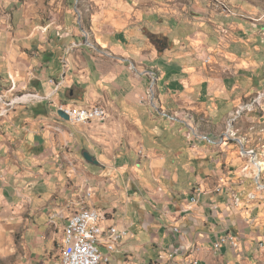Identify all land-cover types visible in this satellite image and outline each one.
Here are the masks:
<instances>
[{
    "label": "rangeland",
    "instance_id": "1",
    "mask_svg": "<svg viewBox=\"0 0 264 264\" xmlns=\"http://www.w3.org/2000/svg\"><path fill=\"white\" fill-rule=\"evenodd\" d=\"M90 17L102 41L110 35L99 31L98 22L116 26L119 33L112 35L124 41L147 35L143 53L165 65L145 71L147 97L168 113L163 116L169 123L171 116L180 121L185 137L197 145L198 171L209 168L191 200L198 202L205 190L220 192L245 182V195L233 192V204L250 209L264 204V0H0V264H58L67 215L84 191L94 192L88 168L96 164L84 157V149L58 140L54 167L33 156L48 151L45 135L26 139L10 127L26 114V97H34L36 55L45 52L50 36L74 27L88 33ZM18 68L20 76L13 73ZM24 81L27 86L20 85ZM89 152L93 160L103 154ZM234 154L242 156L241 167L233 165ZM141 155L131 161H141ZM80 161L86 173L82 184L68 175ZM57 171L65 177L52 180L46 193L44 182ZM129 173L131 187L139 190L136 175ZM224 245L244 251L238 264H264V218L247 229L244 242ZM215 247L214 264H227Z\"/></svg>",
    "mask_w": 264,
    "mask_h": 264
},
{
    "label": "crops",
    "instance_id": "2",
    "mask_svg": "<svg viewBox=\"0 0 264 264\" xmlns=\"http://www.w3.org/2000/svg\"><path fill=\"white\" fill-rule=\"evenodd\" d=\"M93 22L90 17L88 33L74 27L72 32L60 37L50 36L45 52L38 53L31 62L36 74L30 90L34 97H26L30 99L26 114L16 116L10 127L26 139L45 135L48 151L33 156L54 167L59 161L56 160L58 140L81 147L85 158L89 151L104 154L98 160H93L92 154L91 159L87 158L96 164L88 168L94 192L91 189L88 195L84 191V199L78 201L76 208L69 209L64 224L65 227L77 209L93 206L103 214V225H116L127 231L116 250L102 247L108 256L102 264H196L195 259L200 264H214V243L223 238L228 228L234 229L240 243L244 242L247 229L256 219L264 218V210L260 209L264 204H255L251 209L233 204V192L245 195V182L236 187L232 182L231 188L224 186L220 192L208 189L198 202L191 200L195 187H199L209 168L198 171L197 145L185 137L180 121L169 115L173 119L169 123L163 116L168 113L159 111L147 97L150 81L145 71L148 68L161 70L165 65L157 57L150 60L143 53L142 48L149 39L147 35H128L124 41L112 35L119 33L116 26L98 22L99 31L110 35L109 41H102L92 30ZM67 23L73 24L70 18ZM261 57L263 59L264 55ZM21 71L18 68L13 73L20 76ZM20 85L28 83L24 81ZM189 87L186 85V89ZM61 105H102L108 107L109 112L103 119L73 123L59 114ZM140 151L143 152L141 161L133 163L131 160H135ZM97 162L103 166H97ZM232 163L241 167L242 156L234 154ZM73 168L76 171L68 175L82 184L86 175L84 164ZM102 169L110 170L103 172ZM131 171L136 175L137 184L142 186L139 190L131 187ZM64 177V172L57 171L53 179L46 180V193L52 190L51 185L55 183L52 180ZM175 227L179 231H175ZM63 235L64 229L61 245ZM222 247L215 251L225 256L227 264L240 263L239 257L244 251ZM177 248L179 252L171 257ZM61 260L60 246L58 264Z\"/></svg>",
    "mask_w": 264,
    "mask_h": 264
},
{
    "label": "built area",
    "instance_id": "3",
    "mask_svg": "<svg viewBox=\"0 0 264 264\" xmlns=\"http://www.w3.org/2000/svg\"><path fill=\"white\" fill-rule=\"evenodd\" d=\"M60 109H63L69 115L73 123H88L107 116V109L102 105L83 107L61 105ZM88 195H91L90 191H88ZM194 199L192 198V200ZM103 218V214L93 206H84L82 216H74L73 213L68 218L65 236L68 238L69 255L62 264H98L102 260H108V256L102 250L104 244L95 245L94 237H117V242H119L120 238L127 236L128 233L119 229L116 225H103ZM175 231H179V228L175 227ZM227 242L234 247L237 246L238 235L232 231L225 232L223 238L215 244L216 251L221 250L223 243ZM178 252V248L174 249L171 257ZM194 262L198 264L199 260L195 259Z\"/></svg>",
    "mask_w": 264,
    "mask_h": 264
},
{
    "label": "bare ground",
    "instance_id": "4",
    "mask_svg": "<svg viewBox=\"0 0 264 264\" xmlns=\"http://www.w3.org/2000/svg\"><path fill=\"white\" fill-rule=\"evenodd\" d=\"M83 212H84V207H82L79 210L77 209V211L74 212V216H82ZM65 227H66V225H65ZM65 227H64V235H63V240H62V245H61L62 260H61L60 264H62L64 259H66L67 256L69 255V245H68V238L65 236ZM123 237L120 238V241L123 239ZM119 242H117V237H105V238H104V236L94 237V244L95 245H103L104 244V246L106 248H108L109 250H116ZM103 261L104 260H102L98 264H102Z\"/></svg>",
    "mask_w": 264,
    "mask_h": 264
},
{
    "label": "water",
    "instance_id": "5",
    "mask_svg": "<svg viewBox=\"0 0 264 264\" xmlns=\"http://www.w3.org/2000/svg\"><path fill=\"white\" fill-rule=\"evenodd\" d=\"M59 114L66 119H70L69 115L63 109H59ZM85 156L86 158L91 159V155L88 152L85 153Z\"/></svg>",
    "mask_w": 264,
    "mask_h": 264
}]
</instances>
